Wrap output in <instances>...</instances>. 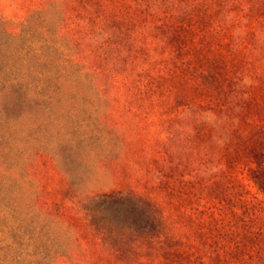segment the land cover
<instances>
[{
    "label": "rangeland",
    "instance_id": "1",
    "mask_svg": "<svg viewBox=\"0 0 264 264\" xmlns=\"http://www.w3.org/2000/svg\"><path fill=\"white\" fill-rule=\"evenodd\" d=\"M0 264H264V0H0Z\"/></svg>",
    "mask_w": 264,
    "mask_h": 264
}]
</instances>
